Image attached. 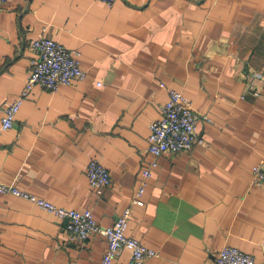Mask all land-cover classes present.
Wrapping results in <instances>:
<instances>
[{
    "label": "crops",
    "instance_id": "0c3cea01",
    "mask_svg": "<svg viewBox=\"0 0 264 264\" xmlns=\"http://www.w3.org/2000/svg\"><path fill=\"white\" fill-rule=\"evenodd\" d=\"M42 33L80 51L87 76L31 89L0 132V181L90 209L102 226L130 207L127 235L159 252L144 264H215L225 246L264 264V190L252 184L264 160V0H5L0 127ZM168 88L211 121L198 123L203 145L158 158L138 205L149 125ZM93 158L112 176L101 193L87 177ZM106 248L104 235L78 245L54 214L0 195V264H101ZM129 258L123 249L114 264Z\"/></svg>",
    "mask_w": 264,
    "mask_h": 264
},
{
    "label": "built area",
    "instance_id": "2783aa9c",
    "mask_svg": "<svg viewBox=\"0 0 264 264\" xmlns=\"http://www.w3.org/2000/svg\"><path fill=\"white\" fill-rule=\"evenodd\" d=\"M112 5L116 0H102ZM5 0H0L2 5ZM34 56L31 60L32 71L21 94L9 103L1 119L0 132L11 129L16 116L35 85L56 91L61 85H70L75 81L84 80L86 71L81 67L80 51L68 49L63 44L42 33L32 41ZM101 85V83H98ZM165 86L164 83H161ZM168 101L161 105L160 118L149 125L147 152L151 159L141 170L139 184L133 202L143 205L142 199L153 169L158 165V158L166 152L190 150L195 145H203L205 139L198 132L201 119L211 121L207 114H200L193 107L189 97L174 88H168ZM87 177L90 185L101 193L112 183L109 169L97 158L89 161ZM252 184L264 190V160L253 167ZM0 195H13L28 200L46 210L61 221L71 241L78 245L86 243L96 233L107 239V248L101 264H114L123 249H127L130 258L126 264H144L147 259L159 256V252L149 248L140 240L127 235L126 231L132 217V209L127 207L110 226L100 225L90 209L77 210L58 206L51 201L40 198L14 183L0 181ZM215 264H255V257L233 246L223 247L216 257Z\"/></svg>",
    "mask_w": 264,
    "mask_h": 264
}]
</instances>
